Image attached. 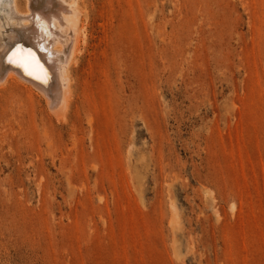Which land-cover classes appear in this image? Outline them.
<instances>
[{
	"label": "rangeland",
	"instance_id": "374dc122",
	"mask_svg": "<svg viewBox=\"0 0 264 264\" xmlns=\"http://www.w3.org/2000/svg\"><path fill=\"white\" fill-rule=\"evenodd\" d=\"M84 5L69 120L0 89V264H264V0Z\"/></svg>",
	"mask_w": 264,
	"mask_h": 264
},
{
	"label": "bare ground",
	"instance_id": "6f19581e",
	"mask_svg": "<svg viewBox=\"0 0 264 264\" xmlns=\"http://www.w3.org/2000/svg\"><path fill=\"white\" fill-rule=\"evenodd\" d=\"M89 13L84 0H0V89L17 82L43 98L58 122H67L77 101L75 72L88 44ZM18 47L21 63L9 62Z\"/></svg>",
	"mask_w": 264,
	"mask_h": 264
},
{
	"label": "snow or ice",
	"instance_id": "6c2138e0",
	"mask_svg": "<svg viewBox=\"0 0 264 264\" xmlns=\"http://www.w3.org/2000/svg\"><path fill=\"white\" fill-rule=\"evenodd\" d=\"M22 49L21 48H17L14 52H12V54L10 56H8V60L11 63H21V59H20V53H21ZM29 55H33L31 53L30 50H28ZM25 67H27V65H25Z\"/></svg>",
	"mask_w": 264,
	"mask_h": 264
}]
</instances>
